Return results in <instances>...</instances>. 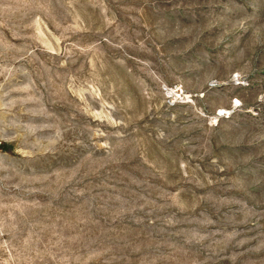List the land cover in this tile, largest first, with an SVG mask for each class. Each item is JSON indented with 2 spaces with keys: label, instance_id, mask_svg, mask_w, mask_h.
<instances>
[{
  "label": "rangeland",
  "instance_id": "obj_1",
  "mask_svg": "<svg viewBox=\"0 0 264 264\" xmlns=\"http://www.w3.org/2000/svg\"><path fill=\"white\" fill-rule=\"evenodd\" d=\"M0 264H264V0H0Z\"/></svg>",
  "mask_w": 264,
  "mask_h": 264
},
{
  "label": "trees",
  "instance_id": "obj_2",
  "mask_svg": "<svg viewBox=\"0 0 264 264\" xmlns=\"http://www.w3.org/2000/svg\"><path fill=\"white\" fill-rule=\"evenodd\" d=\"M2 145H3V144H0V147H1V148H4V146H2Z\"/></svg>",
  "mask_w": 264,
  "mask_h": 264
}]
</instances>
